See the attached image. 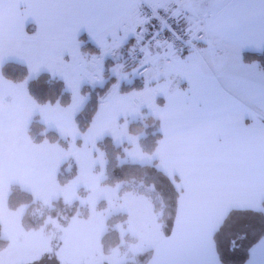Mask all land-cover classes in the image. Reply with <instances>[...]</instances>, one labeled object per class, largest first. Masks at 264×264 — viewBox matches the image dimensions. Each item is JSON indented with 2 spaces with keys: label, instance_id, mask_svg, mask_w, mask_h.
<instances>
[{
  "label": "rangeland",
  "instance_id": "1",
  "mask_svg": "<svg viewBox=\"0 0 264 264\" xmlns=\"http://www.w3.org/2000/svg\"><path fill=\"white\" fill-rule=\"evenodd\" d=\"M81 1L86 24L90 21L93 29L101 32V0ZM148 32L149 27L138 37L126 39L122 46L114 32L110 36L99 33L92 39L98 48L94 52H89V46L86 49L84 41L69 46L56 40H0V67L14 61L26 69L21 79L8 78L0 71V237L6 239L0 247V264H136V255L152 249L162 237L159 213L142 195L145 188L137 190L122 181L105 182L107 152L111 151L114 164L156 162L155 148L145 151L139 143L148 131L132 132L131 126L142 122L145 127L150 119L171 115L217 112L229 108L223 106L225 103L235 102L232 97H219L218 88L209 82L200 86V90L210 92L209 97L201 94L195 82L186 88L187 97L182 88L167 92L166 77L172 64L163 52L151 61L152 74L138 75L136 64L145 61V56L152 59L150 50L158 46L142 38ZM159 45L172 51L170 45ZM213 46L236 49L222 41ZM137 49L144 56L133 64ZM241 54L236 52L237 69L231 72V80L217 69L212 74L221 79L228 92L236 83L233 73L235 81L253 78L255 95H264V72L257 61L245 62ZM212 57L219 63L220 57ZM41 72L63 81V97L45 99L46 94L34 97L29 93L28 84ZM172 77L179 79L176 73ZM124 84L132 85L125 90L121 88ZM95 87L105 88L101 91ZM243 87L251 92L249 86ZM93 89L98 95H91ZM246 98L241 97L246 105L230 108L254 105L264 97ZM156 129L160 130L159 124L152 126ZM128 187L134 191H127ZM13 189L22 193L10 206L8 194ZM24 192L31 198L20 202L18 197ZM57 199L76 202L75 214L64 224L58 217L47 215ZM44 213L46 216L35 226L24 221L29 216L32 223L37 222ZM110 228L116 230L118 241L106 247L102 236Z\"/></svg>",
  "mask_w": 264,
  "mask_h": 264
},
{
  "label": "crops",
  "instance_id": "2",
  "mask_svg": "<svg viewBox=\"0 0 264 264\" xmlns=\"http://www.w3.org/2000/svg\"><path fill=\"white\" fill-rule=\"evenodd\" d=\"M142 1L155 11L174 14L178 24L202 32V38L181 53L163 50L158 44L150 50L152 59L145 56L150 67L162 52L172 64L167 92L182 88L187 97L186 88L195 82L201 94L209 97L210 92L200 90L209 82L218 88L219 97H232L236 105H246L241 97H264L255 95L253 78L235 81L233 73L232 81L238 84L228 92L212 74L217 69L231 80L237 51L264 49V0H128L127 7L126 0H101V32L90 21L86 24L81 0H0V40H56L70 46L78 41L94 43L99 33L114 32L122 46L126 39L138 37L148 27L151 30L149 21L141 17ZM220 41L237 50L213 46ZM213 55L220 57L219 63ZM172 73L179 76L178 81ZM241 86H249L252 93ZM235 104L225 103L229 108L217 112L157 120L160 136L155 161L174 177L179 195L171 232L155 243L147 264H222L212 240L215 225L230 209L257 208L264 199V98L253 107L230 108ZM243 264H264V236L251 247Z\"/></svg>",
  "mask_w": 264,
  "mask_h": 264
},
{
  "label": "trees",
  "instance_id": "3",
  "mask_svg": "<svg viewBox=\"0 0 264 264\" xmlns=\"http://www.w3.org/2000/svg\"><path fill=\"white\" fill-rule=\"evenodd\" d=\"M86 49L90 48L89 52L97 51L98 48L91 42H85ZM241 58L243 61L255 60L259 64L261 70L264 72V49L260 51H242ZM1 74L11 79H21L26 74L25 65L7 61L0 67ZM35 80L28 84L29 93L35 95H47L46 98H53L60 95L63 97L60 90L62 88V80L51 76L47 72H41ZM132 84H124L121 88H129ZM133 86H136L133 84ZM105 87H95V89L104 90ZM93 89L91 95L96 96L98 92ZM127 90V89H125ZM39 98V97H38ZM40 97L39 99H43ZM94 107H90L92 111ZM150 118L146 121L149 122ZM157 120L148 123L145 127L141 125L131 126L129 128L132 132H139L146 129L148 133L139 138L140 146L145 151H152L160 136L159 130H152V126L157 128ZM139 124V121L137 122ZM135 123V124H137ZM109 138V137H108ZM106 139L112 145L110 138ZM112 149V148H111ZM115 149V148H114ZM111 151L107 152L108 162L106 164L107 174L105 178L106 183H113L115 181H122L131 184L134 188H145L142 194L146 196L151 203L153 210L158 211V221L160 222V229L162 236H166L171 232L173 221L176 213V204L179 195V188L175 183L174 177L163 172L156 162L137 163V162H121L114 164V157H110ZM114 156V154H113ZM130 185V186H131ZM129 191L131 187L127 188ZM133 190V189H131ZM125 191V190H124ZM134 191V190H133ZM22 193L17 189H13L8 194L9 205L12 206L16 203L17 194ZM20 202L28 201L31 195L24 192L22 197H18ZM159 199V201H158ZM54 207L49 209L47 215L58 217L60 222L64 224L70 216L76 212V202L64 203L62 200L57 199L54 201ZM44 213L37 222H33L29 216L24 217V221L28 226H35L41 222V218L46 216ZM123 217V215H121ZM112 228L107 230L102 236V242L106 247L117 243L116 230ZM114 236V239H110ZM264 236V199L260 202L257 208H233L230 209L225 216L215 225L212 231V240L215 246L216 255L222 264H243L249 256L251 247ZM6 239L0 237V247L4 245ZM152 252L151 248L143 250L136 255V264H144L150 257Z\"/></svg>",
  "mask_w": 264,
  "mask_h": 264
},
{
  "label": "built area",
  "instance_id": "4",
  "mask_svg": "<svg viewBox=\"0 0 264 264\" xmlns=\"http://www.w3.org/2000/svg\"><path fill=\"white\" fill-rule=\"evenodd\" d=\"M145 17L148 19L155 18L152 22L153 30L146 40L151 42L165 43L172 49L184 50L194 41L202 38V32L198 29H190L178 24L174 14L161 15L156 14L150 7L145 6ZM143 52L138 49L134 52L135 57H141ZM149 69L148 64H142L138 67L137 73L141 74Z\"/></svg>",
  "mask_w": 264,
  "mask_h": 264
}]
</instances>
